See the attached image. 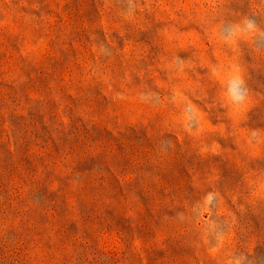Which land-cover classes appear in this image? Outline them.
Here are the masks:
<instances>
[{
  "label": "rangeland",
  "instance_id": "obj_1",
  "mask_svg": "<svg viewBox=\"0 0 264 264\" xmlns=\"http://www.w3.org/2000/svg\"><path fill=\"white\" fill-rule=\"evenodd\" d=\"M0 264H264V0H0Z\"/></svg>",
  "mask_w": 264,
  "mask_h": 264
},
{
  "label": "clouds",
  "instance_id": "obj_2",
  "mask_svg": "<svg viewBox=\"0 0 264 264\" xmlns=\"http://www.w3.org/2000/svg\"><path fill=\"white\" fill-rule=\"evenodd\" d=\"M248 29H252L254 24L252 21H248L246 24ZM242 82L238 80H234L229 85V93L232 96V99L236 102L242 101L244 99V92L241 87Z\"/></svg>",
  "mask_w": 264,
  "mask_h": 264
}]
</instances>
